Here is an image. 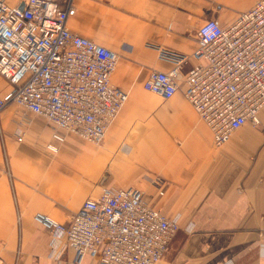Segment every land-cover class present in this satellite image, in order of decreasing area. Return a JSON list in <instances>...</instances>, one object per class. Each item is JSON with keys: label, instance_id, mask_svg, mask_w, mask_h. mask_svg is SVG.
Listing matches in <instances>:
<instances>
[{"label": "crops", "instance_id": "crops-1", "mask_svg": "<svg viewBox=\"0 0 264 264\" xmlns=\"http://www.w3.org/2000/svg\"><path fill=\"white\" fill-rule=\"evenodd\" d=\"M255 1L72 0L69 30L117 53L110 79L125 101L100 144L67 133L56 153L46 149L51 123L15 102L0 110V264H75L65 234L34 214L65 223L103 188L129 186L178 226L157 264H264V107L258 124L215 146L184 96L192 57L171 97L143 88L152 70L171 68L157 47L190 55L202 21L227 25ZM10 89L0 76V97Z\"/></svg>", "mask_w": 264, "mask_h": 264}, {"label": "built area", "instance_id": "built-area-1", "mask_svg": "<svg viewBox=\"0 0 264 264\" xmlns=\"http://www.w3.org/2000/svg\"><path fill=\"white\" fill-rule=\"evenodd\" d=\"M74 12L72 0H23L21 9L0 0V76L11 85L0 97V110L15 102L51 123L55 130L46 149L52 153L67 133L100 144L126 97L110 79L117 53L70 31L67 19ZM157 51L171 68L152 70L143 88L163 99L171 97L192 57L184 96L209 128L215 146L247 121L259 123L264 107V0H256L227 25L202 21L190 55L163 47ZM153 181L159 185L161 179ZM33 218L51 235L65 234L75 264L85 255L96 264H157L178 230L175 221L132 186L103 188L99 196L82 201L65 223L39 212Z\"/></svg>", "mask_w": 264, "mask_h": 264}, {"label": "water", "instance_id": "water-1", "mask_svg": "<svg viewBox=\"0 0 264 264\" xmlns=\"http://www.w3.org/2000/svg\"><path fill=\"white\" fill-rule=\"evenodd\" d=\"M23 7V2H21L19 5H18V8L21 9Z\"/></svg>", "mask_w": 264, "mask_h": 264}, {"label": "rangeland", "instance_id": "rangeland-1", "mask_svg": "<svg viewBox=\"0 0 264 264\" xmlns=\"http://www.w3.org/2000/svg\"><path fill=\"white\" fill-rule=\"evenodd\" d=\"M77 137H78V136H76V137H74V138H76V139H77ZM78 138H79V137H78ZM77 146H78V145H77Z\"/></svg>", "mask_w": 264, "mask_h": 264}, {"label": "bare ground", "instance_id": "bare-ground-1", "mask_svg": "<svg viewBox=\"0 0 264 264\" xmlns=\"http://www.w3.org/2000/svg\"><path fill=\"white\" fill-rule=\"evenodd\" d=\"M85 256H88V255H85Z\"/></svg>", "mask_w": 264, "mask_h": 264}]
</instances>
